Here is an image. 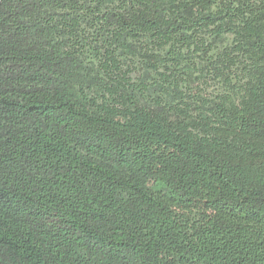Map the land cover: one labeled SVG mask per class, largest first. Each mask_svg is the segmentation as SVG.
<instances>
[{
  "label": "trees",
  "instance_id": "trees-1",
  "mask_svg": "<svg viewBox=\"0 0 264 264\" xmlns=\"http://www.w3.org/2000/svg\"><path fill=\"white\" fill-rule=\"evenodd\" d=\"M0 264H264V0H0Z\"/></svg>",
  "mask_w": 264,
  "mask_h": 264
},
{
  "label": "rangeland",
  "instance_id": "rangeland-1",
  "mask_svg": "<svg viewBox=\"0 0 264 264\" xmlns=\"http://www.w3.org/2000/svg\"><path fill=\"white\" fill-rule=\"evenodd\" d=\"M142 75L141 70H137L135 73L131 74L133 78H138ZM210 85V86H209ZM209 85H207L208 93L209 94H218L223 91V89L220 88V85L218 83H215L214 81H209ZM204 88H206L204 85H202ZM182 91H186L185 89H182Z\"/></svg>",
  "mask_w": 264,
  "mask_h": 264
}]
</instances>
